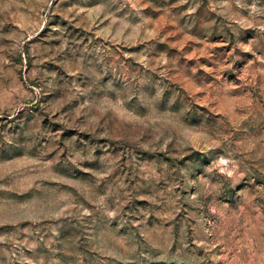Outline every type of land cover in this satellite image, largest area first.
Here are the masks:
<instances>
[{"label":"rangeland","instance_id":"374dc122","mask_svg":"<svg viewBox=\"0 0 264 264\" xmlns=\"http://www.w3.org/2000/svg\"><path fill=\"white\" fill-rule=\"evenodd\" d=\"M0 264H264V0H0Z\"/></svg>","mask_w":264,"mask_h":264}]
</instances>
